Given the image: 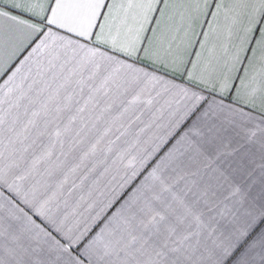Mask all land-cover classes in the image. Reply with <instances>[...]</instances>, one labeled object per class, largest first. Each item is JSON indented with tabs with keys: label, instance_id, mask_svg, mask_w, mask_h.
<instances>
[{
	"label": "snow or ice",
	"instance_id": "obj_1",
	"mask_svg": "<svg viewBox=\"0 0 264 264\" xmlns=\"http://www.w3.org/2000/svg\"><path fill=\"white\" fill-rule=\"evenodd\" d=\"M0 264H264V0H0Z\"/></svg>",
	"mask_w": 264,
	"mask_h": 264
},
{
	"label": "crops",
	"instance_id": "obj_2",
	"mask_svg": "<svg viewBox=\"0 0 264 264\" xmlns=\"http://www.w3.org/2000/svg\"><path fill=\"white\" fill-rule=\"evenodd\" d=\"M161 103H163V99H161ZM145 119H147V115L145 116ZM239 159H240L239 155H233V156L228 157L227 159L221 157L220 160L214 161V166L219 165L221 167H228L229 164H231L232 167H235L237 162L239 161ZM106 180H107V178L105 179V181L102 182L101 186H103V183H106ZM90 184H91V179L88 182H86V184L82 190H77L70 197H68L67 198L68 199L67 206L64 207L62 210L69 213V214H72L74 212L83 211V208H77V201L79 200L81 195H85V196L87 195L88 186ZM130 190H131V188L127 189L121 195L126 196L127 192ZM116 206H118V204ZM112 210H114V208Z\"/></svg>",
	"mask_w": 264,
	"mask_h": 264
}]
</instances>
